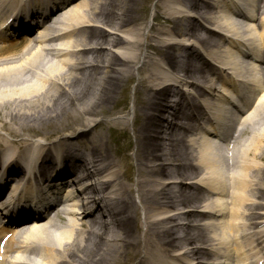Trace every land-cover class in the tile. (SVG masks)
<instances>
[{"label":"bare ground","instance_id":"bare-ground-1","mask_svg":"<svg viewBox=\"0 0 264 264\" xmlns=\"http://www.w3.org/2000/svg\"><path fill=\"white\" fill-rule=\"evenodd\" d=\"M225 1H229L230 9H236L239 3L235 0H164L156 4L153 8L157 11L155 17L163 16L171 23L170 31L158 30L159 41H156L155 35L145 33L151 24L143 22L142 17L148 14L152 0H87L65 8L59 20L55 21L59 24L50 29L47 26L37 28L43 17L49 16V10L51 13L54 7L60 8L65 0H48L44 7L40 5L42 0H25L26 10L34 11L32 6L35 5L34 16L39 12L42 17L36 23L33 21L32 27L37 35L29 43L24 42L26 40L13 42L5 54L2 51L7 49L0 48V129L15 137L18 149L23 147V130L33 133L65 119L69 125L67 129L72 127L76 137L86 139L83 146L76 140L69 143L67 137L61 140L58 144L62 148L55 159L41 148L37 153L35 149L41 145L34 144L35 153L31 152L34 155L33 172L39 173L40 177L35 178L34 185L45 189L54 188V183L60 189L63 185L70 187L65 194L70 210L64 215L72 218L69 222L60 215L46 219V212L53 206V201H48L36 209L41 211V215L36 217L29 230L22 231V228L20 231L18 226L6 232L13 235L5 246L4 255L0 252V264H129L124 257L142 243L147 246L144 264L167 261L172 249L184 248L185 256L196 259L199 255L205 256L201 251L204 246H195L197 242L211 241L220 250L221 245L228 243L227 237L215 232L211 237L208 230L213 228L206 229L208 233L202 236L198 232L193 233L200 224L192 217L195 212L202 211L203 201L209 200L205 190L212 192L218 201L208 204L203 211L209 217H225L226 206H222L221 201L227 196L230 183L243 191L232 197V204L257 212L260 201L264 200V112L252 116L246 122V128L242 129L241 136L248 137V140L241 137L236 142L232 154L236 161L241 160L243 171L238 174L226 173V166L231 168L229 157H222L219 164V159L213 155L215 149L212 145L207 141L199 144L191 139L189 134L194 132V128L188 130L183 123L203 119L204 112L198 100L202 99L208 108L210 100L206 97L217 85L211 75L217 76L213 63L210 66V62L205 64L201 61L209 58L203 51L206 44L211 46L216 42L210 35L200 37V29H205V24H215L214 11ZM251 1V4H245L246 10L243 11L253 19L259 15V30L240 32L232 19L242 20L230 11L223 17L225 23H219L217 29H228L232 34L246 38V41H236L234 46L247 47L252 58L247 59L244 57L247 55H237L233 51L232 56L227 54V59L219 53L216 58L221 62L224 58L229 63L239 56L246 60L250 68L245 71L254 73L255 77L244 81L245 87L240 88L234 77L219 75V78L233 82L234 92L242 93L243 88L249 89L250 94L254 92L263 108L264 69H258L261 63L264 66V0L258 11L253 6L255 1ZM144 23L146 26L142 25ZM247 23L250 28L254 27L251 20ZM23 30L15 33L20 35ZM2 37L0 34V40ZM159 53L162 54L159 59L164 57L171 69L179 71L174 81L178 86L185 82L199 90L195 92L187 85L184 86L186 91L174 88V83L163 75L154 61L153 55ZM199 62L202 69L198 68ZM239 68L230 63V71L238 72ZM221 69L218 66L216 71ZM240 75L241 71L237 77ZM131 82L135 87L134 123L130 115L112 123L108 117L119 106V97L126 94L127 83ZM185 92H188L187 96ZM223 94L219 100H214L215 105L218 101L220 103L215 108V119L222 122L214 124L225 130L231 129L235 118L225 111V106L232 102L227 93ZM176 95L180 99L174 101ZM213 97L218 95L213 94ZM210 105V109H214ZM126 106L124 103L123 108ZM169 110L173 111V118L168 121L165 115L170 113ZM130 125H133L135 143L127 130ZM205 125L219 131L210 123ZM59 128L65 126L55 129ZM223 132H219L218 137L223 138ZM113 133L116 139L127 145L122 154L109 147V134ZM196 145H199V152ZM46 149L49 150L48 147ZM3 157L10 158L7 152ZM27 161L28 157L24 162L25 168ZM50 161L58 163L59 173L48 171L50 166L45 164ZM198 178L199 183H195ZM66 180L70 181L67 183ZM181 206L187 207L180 209ZM24 209L29 216L26 205ZM243 214L255 216L248 209L243 212L234 210L232 216ZM22 216L20 214V218ZM258 221L256 227L264 231V214ZM217 222L221 220L217 219ZM236 227L233 223H225L224 230L234 231ZM138 228L141 230L139 234ZM177 236V241H173ZM243 236V241L250 236L253 242L249 245L261 243L256 232ZM5 237L3 232L0 242ZM243 241L237 249L228 247L232 252L235 250L236 264H259L264 260V256L253 261L239 257L240 253H245ZM219 253L227 254L222 262L216 259L206 264H231L233 258L227 251Z\"/></svg>","mask_w":264,"mask_h":264},{"label":"rangeland","instance_id":"rangeland-1","mask_svg":"<svg viewBox=\"0 0 264 264\" xmlns=\"http://www.w3.org/2000/svg\"><path fill=\"white\" fill-rule=\"evenodd\" d=\"M157 2H158V0H156V1L152 0V3H151L152 7L155 6ZM161 2H163V1L161 0L159 2V4H161ZM215 12H216V10H215ZM156 13H157V11H153V8H151L150 12L148 14H146V17L145 16H142V17H143V22H147V23L151 24V28L153 27L152 29L151 28L147 29V30H151V31H149L151 33H149L148 36L155 35L153 37L155 38L156 41H158L157 40L158 39L157 35H159L158 30L159 31H162V30L170 31L171 28H169V25L171 23L167 19L163 18V16L162 17L161 16L155 17ZM220 14H221V12H220ZM147 23H144L142 25L146 26ZM203 35H205V34L203 33ZM163 37H164V35H162V38ZM232 62L236 64L235 61H232ZM127 88H128V90L126 89V91H125L126 94L122 95V97H119V100H120L119 106L116 107L115 110H112V112H113L112 115L110 117H108V120L110 122H112V123L117 121V120H120L121 117H123V116L127 117L129 115H130V119L134 123L135 113L134 114L132 113L133 110H134V108H132V107H134V105H135V103H134L135 102V98H134L135 87H134L133 82H131L130 84L127 83ZM124 103L127 104L125 109L123 108ZM59 125L60 126H65V128H63V129H61V128L55 129V128L60 127ZM66 125H67V122H66V119H65L62 122H59V123L55 122V124H51L50 126H48V128H40L39 130H37L38 132L32 130L33 133H30V132L26 133L25 131H27L28 129L27 130H23L24 131V134H23L24 136L23 137H25L26 141L27 140H31V139L38 140V138H40V141L45 143V144H48L47 141H49V140L55 143L63 135L65 137L74 136L75 135L74 134L75 132L73 131V128L71 127L70 129H67L69 127V125H67V127H66ZM16 127L20 128L19 126H16ZM105 129L107 130L108 126ZM0 130H1V132H3V133L0 132V140L2 141V143H0V147H8V146H10V148L14 150V148H13L14 144L12 143L13 137L9 136L10 134L7 133L6 131H4L2 129H0ZM127 130H128V132H129V134L131 135V138H132L133 137L132 135L134 134L133 125L132 126L130 125V127H128ZM34 133H36V134H34ZM92 133H96V132L92 131ZM70 134H74V135H70ZM57 137H59V138H57ZM108 141H109V147L112 149L113 152L114 151H118V152H120V154H122L124 149H125V147H127V145H123L121 141L116 139V136H115L114 133L113 134H109ZM132 141L135 143L134 137L132 138ZM118 156H120V155L118 154ZM230 190H231L230 191V195L234 194V192H235L234 188L232 187ZM144 232H145V228H143L142 234H144ZM176 239L177 238L175 237V240ZM175 240H173V241H175ZM143 251H144V248L140 244V246L138 247V249L136 251V254L135 255L134 254L131 255L130 264L139 263L140 257H141V254H143Z\"/></svg>","mask_w":264,"mask_h":264}]
</instances>
